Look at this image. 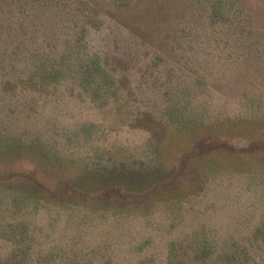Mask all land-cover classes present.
Here are the masks:
<instances>
[{
	"label": "rangeland",
	"instance_id": "374dc122",
	"mask_svg": "<svg viewBox=\"0 0 264 264\" xmlns=\"http://www.w3.org/2000/svg\"><path fill=\"white\" fill-rule=\"evenodd\" d=\"M0 141V264H264V0H0Z\"/></svg>",
	"mask_w": 264,
	"mask_h": 264
},
{
	"label": "trees",
	"instance_id": "16d2710c",
	"mask_svg": "<svg viewBox=\"0 0 264 264\" xmlns=\"http://www.w3.org/2000/svg\"><path fill=\"white\" fill-rule=\"evenodd\" d=\"M213 17L215 19H217V14L213 13ZM96 68V72L98 74V81L95 82L96 83V87L95 89L97 90L96 92L100 91L101 89L105 88L108 91H115L117 90V81L115 78L111 77L107 72H105L103 70V68L99 65V63H94L93 64ZM26 145H22V144H17V143H7V142H2L0 141V155L1 156H5V157H16V156H24L26 154L27 151H31V153L33 155H31L35 160H41L40 163L45 164V166H47L49 169H58L59 166H57L55 164L52 165L50 163H48V161H46V159H44L43 157H41V155L38 156L37 152L34 151L32 148L28 147L26 148ZM25 149V150H24ZM36 154V155H35ZM62 169V168H61ZM43 189L47 190V191H52L54 189V187L48 186V185H42ZM23 198H25V196L23 195ZM122 208H118L117 212L119 214H121L122 212ZM126 211H130L131 209H125ZM125 212H123L124 214Z\"/></svg>",
	"mask_w": 264,
	"mask_h": 264
}]
</instances>
